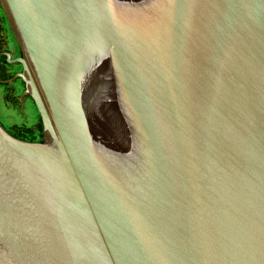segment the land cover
I'll use <instances>...</instances> for the list:
<instances>
[{"label": "water", "instance_id": "1", "mask_svg": "<svg viewBox=\"0 0 264 264\" xmlns=\"http://www.w3.org/2000/svg\"><path fill=\"white\" fill-rule=\"evenodd\" d=\"M0 9L44 135L0 118V264H264V0Z\"/></svg>", "mask_w": 264, "mask_h": 264}, {"label": "rangeland", "instance_id": "2", "mask_svg": "<svg viewBox=\"0 0 264 264\" xmlns=\"http://www.w3.org/2000/svg\"><path fill=\"white\" fill-rule=\"evenodd\" d=\"M2 11L0 9V41L6 36V31L3 27ZM1 44V43H0ZM0 74L6 75L3 68L0 66ZM0 77L3 80V77ZM5 85L0 86V118L4 127L14 136L27 140H37V134L31 129L32 126L39 125V132L41 125L38 116L33 111L32 107L22 106L21 102L16 101V97L20 94V90L14 96L10 89H6ZM5 93V94H4ZM4 95V96H3ZM33 132V133H32Z\"/></svg>", "mask_w": 264, "mask_h": 264}, {"label": "flooded vegetation", "instance_id": "3", "mask_svg": "<svg viewBox=\"0 0 264 264\" xmlns=\"http://www.w3.org/2000/svg\"><path fill=\"white\" fill-rule=\"evenodd\" d=\"M2 23H3V27L4 30L6 31V36L4 38L1 39L0 41V66L1 68H3V72L6 75L0 74V77L2 76L4 79L1 80L0 78V86L5 85L4 87L7 89H10V92L12 95H16L17 92L20 90V94L18 95V97H16V101L21 102L22 106L25 108L26 106L32 107L33 111L36 113L32 101L28 96H24L22 98V101H19V98L22 96V86H24L23 83H21L20 80H14L11 81V79L14 77V75L20 71V67L18 65H9L6 62V57L2 54L4 53H8V54H13V59L18 57L19 55H21V53L19 54V49H18V45L15 41V38L12 34V32L10 31V28L8 27V21L6 20L4 14L2 15ZM3 81V82H2ZM5 94V93H4ZM4 96V95H3ZM39 126V125H38ZM38 126H32L31 127V131L33 130L38 136H37V140H43L44 139V135L42 133V130L38 129ZM33 133V132H32ZM17 137V136H16ZM19 138V137H18ZM23 139V138H20Z\"/></svg>", "mask_w": 264, "mask_h": 264}]
</instances>
